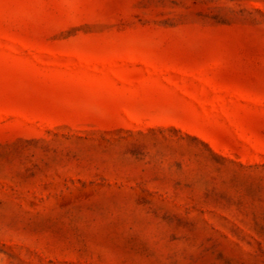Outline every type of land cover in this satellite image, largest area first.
Masks as SVG:
<instances>
[{
  "label": "rangeland",
  "instance_id": "374dc122",
  "mask_svg": "<svg viewBox=\"0 0 264 264\" xmlns=\"http://www.w3.org/2000/svg\"><path fill=\"white\" fill-rule=\"evenodd\" d=\"M0 264H264V0H0Z\"/></svg>",
  "mask_w": 264,
  "mask_h": 264
}]
</instances>
